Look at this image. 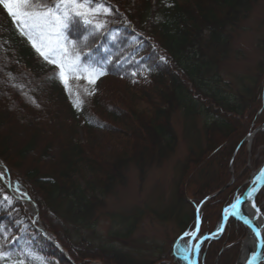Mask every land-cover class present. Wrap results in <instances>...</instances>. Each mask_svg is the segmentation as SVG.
Instances as JSON below:
<instances>
[{"label": "trees", "instance_id": "16d2710c", "mask_svg": "<svg viewBox=\"0 0 264 264\" xmlns=\"http://www.w3.org/2000/svg\"><path fill=\"white\" fill-rule=\"evenodd\" d=\"M260 1L0 0V162L52 236L37 245L39 227L0 181V264H188L182 249L197 210L224 189L202 206L199 241L220 230L248 179L250 152L264 147V131L250 151L247 143L264 126V59L237 94L225 90L221 73L235 31ZM98 71L132 97L96 93ZM178 113L192 127L203 122L178 166L166 216L178 236L154 258L126 251L142 213L113 217V239L123 246L81 235L94 232L131 169L144 183L173 153ZM98 131L111 144L97 142ZM246 236L230 219L219 239L202 245L198 264H237Z\"/></svg>", "mask_w": 264, "mask_h": 264}, {"label": "rangeland", "instance_id": "374dc122", "mask_svg": "<svg viewBox=\"0 0 264 264\" xmlns=\"http://www.w3.org/2000/svg\"><path fill=\"white\" fill-rule=\"evenodd\" d=\"M90 21L89 17L84 18V22L90 23ZM263 40L264 0H261L254 8L251 17L243 22L233 35L231 54L221 70L227 92L237 94L243 86L249 87L251 85V80L256 77L258 66L264 59ZM98 73L99 79L95 86L96 93H103L105 96L115 100L114 102L125 101L132 97V93L125 91L121 87L120 82L114 83V81L107 79L102 72L98 71ZM173 127L177 137V146L173 153L164 159L160 165H156L150 170L144 183L139 181L137 172L131 169L127 174L128 177L125 185L118 188L115 194L107 199L108 207L103 211L102 216H100L99 223L93 230L94 232L82 229L80 231L81 235L95 242L107 241L110 243H119L120 246H123L121 242L113 239V235L118 229L116 225L117 220H113V217L117 215L128 216L142 213L141 220L138 223V228L134 235L125 241L126 251L138 257L154 258V255L157 253L156 247L161 246L166 248L178 236L179 229L177 224L171 219L167 220L166 218L168 217L169 209L175 204V179L178 176V166L186 158L189 148L200 137V133L203 130V122L198 120L195 127H192L182 117V114L178 113L173 117ZM95 136L97 142H104L107 139L106 134L101 131L96 132ZM79 137L82 141H86L83 128L79 129ZM109 141L107 139L108 145L111 144ZM251 145L249 146V151ZM258 163L262 164V166L264 165V147H261L254 156L250 152L246 166L249 169L248 179L237 190L233 201L245 193L248 186H250L249 181L253 173L262 168V166L257 169L254 167ZM0 181L2 187H5L2 192L3 195L5 197L11 196L19 200L33 217V223L43 229L38 221L36 206L13 188V182L1 162ZM256 204L264 214V189L259 194ZM36 218L37 220H35ZM31 236L32 234H30ZM51 237L49 233V238ZM5 238L7 241L13 240L10 236H5ZM44 239L41 232L37 245H40ZM195 244L196 241H193V243L190 242L187 247L182 249L183 255L186 259L188 257L191 263L193 260L190 251H192ZM243 244L244 240L241 243L237 264L241 257ZM48 261L52 262L50 259ZM91 264L101 263L94 261Z\"/></svg>", "mask_w": 264, "mask_h": 264}, {"label": "water", "instance_id": "95a60500", "mask_svg": "<svg viewBox=\"0 0 264 264\" xmlns=\"http://www.w3.org/2000/svg\"><path fill=\"white\" fill-rule=\"evenodd\" d=\"M261 131H264V126L259 127L253 134L250 135V137L248 138L249 139L248 140L249 145H251L252 139L254 138V136ZM259 171L262 172V176L260 178V181L257 183V185L253 189H251L250 186H248L245 193L240 198H235L234 201L232 202V204L225 209V211L223 213V221H222V225H221L220 230L211 236H207V237L202 238L201 240H199L195 244L194 249L192 250V258H193L192 263H191L190 259L188 258L190 264H198V254L200 252L201 246L207 240L219 239L222 236V234H223V232L227 226V223L230 219H233L237 222H240L241 224H243L246 227V229H248V228L251 229L254 232V234L259 238L258 247H257L253 257L250 259L248 264H262L263 253H264V240L261 238L260 234L255 230V222H257V219H255L254 221L249 220L247 218V216L242 214V212L240 210V207L243 205V202H246L247 205L250 207V209H252L255 212L257 217L261 216V210L256 204V199H257L258 195L260 194V192L262 191V189L264 188V165L262 166V168ZM223 191H224V189H222L220 192L216 193L215 195L209 197L205 202H207L208 200H210L211 198L215 197L216 195L220 194ZM205 202L201 205V207L197 211V229H196V232L193 236V239L196 238L198 231H199V226H200L199 212H200L202 206L205 204ZM45 233H47V232H45ZM45 239L50 241L49 238H45ZM57 247H59V246H57ZM60 250H61V252H63L66 255V253L61 248H60Z\"/></svg>", "mask_w": 264, "mask_h": 264}, {"label": "bare ground", "instance_id": "6f19581e", "mask_svg": "<svg viewBox=\"0 0 264 264\" xmlns=\"http://www.w3.org/2000/svg\"><path fill=\"white\" fill-rule=\"evenodd\" d=\"M248 140L249 139H247V143L249 144ZM252 142H253V139H252ZM261 176H262L261 171H257L255 173H253V175L251 176L250 181H249V185H250L251 189H253L257 185V183L260 181ZM263 189H262V191H263ZM262 191L260 192V194L262 193ZM240 210H241L242 214L246 215L249 220L254 221L255 219H257V222H255V230L260 234L261 238L264 240V214H263V211L260 209L261 210V216L257 217L255 212L252 209H250V207L247 205L246 202H243V205L240 207ZM246 230H247V236H246V239H244V244L242 247V253H241V257H240L238 264H248L250 259L253 257V255H254L257 247H258V244H259V238L254 234V232L249 228ZM43 235L45 238H49V234L43 232ZM262 264H264V253H263Z\"/></svg>", "mask_w": 264, "mask_h": 264}]
</instances>
